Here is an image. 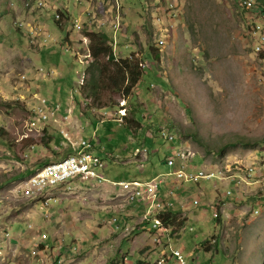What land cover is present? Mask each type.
Masks as SVG:
<instances>
[{
  "label": "rangeland",
  "instance_id": "obj_1",
  "mask_svg": "<svg viewBox=\"0 0 264 264\" xmlns=\"http://www.w3.org/2000/svg\"><path fill=\"white\" fill-rule=\"evenodd\" d=\"M25 1L0 0V264H51L56 257L63 264H146L157 259L156 250L172 255L170 236H163L160 252L162 232L158 242L154 223L140 214L127 220L133 231L112 222L121 211L115 205L126 198L132 204L121 182L159 174H168L162 193L174 201L178 221L185 220L175 247L189 259L200 255L202 264H264V59L256 53L264 52V9L258 1L246 14L236 0H43L45 7L33 10ZM59 7L76 13L80 30L65 24ZM56 13L64 27L56 25ZM250 18L260 30L256 45L248 36ZM92 23L110 30L116 55H147L150 47L161 53L155 67L146 60L127 98L110 90L99 103L84 98ZM49 46L52 54H43ZM58 61L68 74L63 79L51 72ZM44 100L61 105L51 120V108L39 110ZM133 115L141 124L130 130L121 121ZM63 129L73 141L93 140L107 181L53 187H60L61 199L49 205L46 193H26V177L70 147ZM239 137L244 143H235ZM173 149L188 155L192 169L216 176L177 179L172 172L179 164L161 161ZM37 249L43 259L33 256Z\"/></svg>",
  "mask_w": 264,
  "mask_h": 264
},
{
  "label": "trees",
  "instance_id": "obj_2",
  "mask_svg": "<svg viewBox=\"0 0 264 264\" xmlns=\"http://www.w3.org/2000/svg\"><path fill=\"white\" fill-rule=\"evenodd\" d=\"M256 1H258V3L264 9V0H256ZM252 2H255V1L254 0H241V1L236 0L238 7L240 8L242 12H244V14H246L247 12L246 9L249 8V5ZM59 8L62 9V7H59ZM61 12L63 14V20H66L65 24L71 23V25L73 26L74 19H75L74 16H76L75 15L76 13L75 12L70 13L69 11H66L63 9L61 10ZM249 12L252 13L250 9H249ZM54 21L56 22V25L58 27L60 28L64 27V24L62 21H57L56 19H54ZM250 23L253 29L260 31L257 25L254 24L250 18L248 22V26H247L249 38H251L250 36L253 33V31L251 30ZM87 28L88 29L91 28L89 31H86V35H85L89 38L88 49H87L89 57H88V60L84 58V60L87 61V67L83 71V74H84L83 81L80 84V89L85 94L84 98L92 97L93 99L92 103L94 102L99 103L100 100L102 99V94L104 93L105 90H110V91L121 93L124 98L129 97L132 94L134 88L137 85H139V83L141 82L143 78L144 73L147 70L148 66L144 67L146 60L148 59L151 65L155 67V63L152 62V60L154 61L158 60L160 58L161 53L159 52L158 49L154 47H150L148 49L147 55L146 53L144 55L143 52H140L142 55L139 56L140 54L138 53L139 51H134V50H130V52L127 55H120V54L116 55L115 49L113 48V44H110V40H111L110 30L104 29L103 27L101 28L96 27L94 23L89 24ZM17 29L19 30V32L20 30L22 31V29L18 25H17ZM258 31L256 33H258ZM259 37L261 36L259 35ZM68 40H69V37H67V41ZM49 48H52V47H49ZM49 48L42 51V53H46V50H49ZM125 49L127 48H124V52H125ZM260 50L261 48H259V51H257V55L259 58L264 59V52ZM50 54L52 53L50 52ZM59 66L62 72L64 73L63 75L67 77L68 74L67 72H65L64 65L61 62H59ZM92 103H89V100H88L87 105L91 107ZM116 105L117 104H113L114 107ZM118 106L119 105H117V107ZM102 107L106 108L107 106H102ZM120 108L121 106H119L118 110ZM95 110H96V107L92 105V111L95 112ZM117 114L119 113L117 112ZM127 118L128 117L122 118L121 124L123 126L131 130L132 129L131 124H135L136 129L140 128L139 125L141 123L134 118V115L131 120L128 119L130 121H126ZM123 120H125V122H123ZM3 131L4 130L0 128V133H2ZM237 141L238 142H235V143H244V140L241 137H239ZM72 152H73L72 147L62 149L59 152H57L55 159L59 160L61 158H64L69 153H72ZM171 152L168 153L164 158H162L161 161L163 164L165 165L167 164V157L168 155L171 154ZM43 164H47V162L46 163L43 162L42 164H39L38 166H41ZM30 171L31 170H28L26 173L28 172L30 173ZM174 210H175L174 207L170 208L168 213L163 216V220L165 219L164 223L172 227L171 236H172L173 242H174V238L177 236L178 230L181 229V227L185 223V220L178 221L177 214ZM213 239L214 241L216 240L214 237ZM206 242L207 240L203 241L201 244H205ZM138 262L143 263V261L141 260H139Z\"/></svg>",
  "mask_w": 264,
  "mask_h": 264
},
{
  "label": "built area",
  "instance_id": "obj_3",
  "mask_svg": "<svg viewBox=\"0 0 264 264\" xmlns=\"http://www.w3.org/2000/svg\"><path fill=\"white\" fill-rule=\"evenodd\" d=\"M74 28L80 30V26L78 25V21H74ZM115 29V27H114ZM252 35L250 36L253 44L256 45L258 41L254 40V32L258 30L253 29ZM162 40V39H161ZM87 45V44H86ZM115 45V42L114 44ZM257 53V50H256ZM43 108H51L49 105H43ZM52 109V117L49 120L53 119V116L56 112L61 110V105L58 103V108H51ZM121 108L118 110L120 114ZM70 113L65 116L66 119L69 118ZM43 120V121H49ZM64 137L67 139L69 146H72V153L69 154H76L77 155V162L72 165L71 167H64L60 170H51L44 165L41 168H47V176L42 177L40 180L34 182L32 185H29L32 188L33 185H42L43 191H45L50 186H60L62 181H70L71 178V170L73 169H80V175H87V181H107V179L103 175V171L106 168V161L102 158L99 154L95 153V146L92 139H79L77 141H73L72 137L66 132L64 129L61 130ZM140 150H147V149H139ZM173 149L172 154L167 157V165L174 168L178 164L177 169L173 170L172 174L179 180H183L185 182H189L192 178H204V179H211L215 177L214 172L206 171H199V169H192L193 167L190 166V162L192 160H186V155H181L180 150ZM59 160H64L61 158ZM162 175V182H156L155 189H145V188H135L131 187V189H138V199L137 203L143 205V212L140 214V217H146V223H150L151 221H160L161 229H162V237L160 240V252H162L163 247V236H170L171 238V251L174 253V264L175 261H188L190 264H202L200 255H196L195 257L189 259V255L185 253L184 249L181 247H175L173 242L171 231L172 227L166 225L163 221V212L165 208H173L175 203L173 200L166 199L162 193L163 185H167V176L168 174H159ZM155 180V177L152 178ZM71 186V185H70ZM77 187V186H73ZM230 192V191H229ZM228 192V193H229ZM170 194H173V191H170ZM53 203H59V201H54ZM136 203V204H137ZM52 205V204H51ZM145 207H152V215H145ZM115 215L112 218V222L114 223V227L117 230H124V229H132V231L137 228H133V225L127 220H129V213L125 211L115 212ZM132 221L131 219L129 220ZM139 221V218L138 220ZM133 222V221H132ZM46 237V234H43ZM157 249V248H156ZM155 254L160 256L158 250L154 251ZM68 253V252H67ZM34 257H38L43 259V251L37 249V254L33 255ZM56 264H60V257H56Z\"/></svg>",
  "mask_w": 264,
  "mask_h": 264
},
{
  "label": "bare ground",
  "instance_id": "obj_4",
  "mask_svg": "<svg viewBox=\"0 0 264 264\" xmlns=\"http://www.w3.org/2000/svg\"><path fill=\"white\" fill-rule=\"evenodd\" d=\"M44 5H45L44 1H39L38 2V7L40 9L44 8L45 7ZM26 6H27V8L31 7V2L30 1L27 2ZM58 11L61 12L60 10H58ZM55 19L58 20V21H61L62 20V14L61 13H56ZM75 21H78V24L80 23L79 19L75 20ZM18 26L23 27L24 24L21 23ZM113 27H115V22L113 23ZM263 43H264V41H263ZM43 102L46 103L47 101L44 100ZM47 105H48V102H47ZM39 110L42 111L43 107H39ZM121 112H124V111H121ZM170 139H171V137H170ZM145 151H147V150H145ZM181 155H186V159L188 158V155L185 152L181 153ZM76 162H77V155L76 154H70L69 156L65 157L64 160H61V161L55 162V163H50L49 162V163H47L45 165H47V167L49 169H51V170H60L61 168H64V167H71ZM199 171H206V170L205 169H201ZM45 176H47V168H40L38 171H36L29 178L28 186L25 189V191H27L26 193L29 194L30 196H35L39 192L46 193L45 196H44V202H45V204H49L50 205V203L52 201H57V198L55 196H53V195L48 194V192L50 191L51 188L58 187V186H50L45 191H43V186L42 185H33L32 188H30V186H29V185H32L34 182L40 180L42 177H45ZM84 178H87V175H80V169H73V170H71L70 181H62L61 182V186H65L67 188V190L68 189L69 190L75 189L76 187H73V186H77V185H75V181L82 180ZM220 178H222V177H220ZM200 179H204V178H192L189 182H197V181L199 182ZM98 182H103V181H98ZM156 182H162V177L155 178V180H149V181H139V180H134V181H129V182L125 181V182H122L121 185L125 189H128V191L131 192L130 201H131L132 204H135V203H137V199H138V189H131V187L145 188V189H155L156 188ZM169 209L170 208H165L164 209L163 216L168 213ZM145 215H152V207H146ZM145 219H146V217H145ZM151 222L154 223V232L159 235L160 232H162L160 221H151ZM159 229H160V231L157 232ZM156 240L159 242L160 235H159L158 238L156 237ZM170 252H172L171 249H170ZM64 260H63V258H60V264H63ZM171 262H174V253L173 252H172V255L160 254V256H158L157 259L153 263L148 262L146 264H170ZM175 262L176 263L178 262V264H190L188 261H175ZM51 264H56V259L53 260V262H51Z\"/></svg>",
  "mask_w": 264,
  "mask_h": 264
},
{
  "label": "crops",
  "instance_id": "obj_5",
  "mask_svg": "<svg viewBox=\"0 0 264 264\" xmlns=\"http://www.w3.org/2000/svg\"><path fill=\"white\" fill-rule=\"evenodd\" d=\"M28 1H30L31 2V7H29V8H27L26 6H25V8L26 9H39V7H38V2L39 1H43V0H26L25 1V3H24V5L26 4V2H28ZM82 28H83V26H82ZM81 28V29H82ZM32 32V35H33V31H31ZM34 37V36H33ZM49 47H52V46H49ZM48 47V48H49ZM49 52H51L52 53V51H53V49L52 48H49ZM43 54H46V53H43ZM52 59H53V57H52ZM51 62V61H50ZM50 68H51V72L55 75V78H58V79H60V78H62L64 75V73L62 72V70H61V68H60V66L56 63V62H52V64L50 65ZM53 103V102H52ZM71 109V108H70ZM70 109H68V110H70ZM63 110V109H62ZM65 112H67V109H65ZM67 157V156H66ZM65 158V157H64ZM56 161H59V160H54V161H51V162H56ZM37 171V170H36ZM35 171V172H36ZM34 172V173H35ZM33 174H31V175H29L28 177H26V179H29L31 176H32ZM159 177H162V175H156V177L155 178H159ZM124 180H130V179H122V180H120V181H124ZM133 180H138V179H133ZM149 180H151V179H149ZM82 181H87V178H84V179H82ZM81 181V182H82ZM132 181V180H131ZM141 181V180H140ZM148 181V180H147ZM125 182V181H124ZM169 182H171V181H169ZM169 182H167V185H165L166 187H169ZM122 183V182H121ZM165 187V188H166ZM60 188V187H59ZM58 188V189H59ZM66 188V187H65ZM58 189H55V190H52V191H49L48 192V194H50V195H53V196H55L56 198H57V201H59V199H61L60 197H58L57 195H56V191L58 190ZM67 189V188H66ZM164 189V188H163ZM163 189H162V191H163ZM63 190V189H62ZM118 191H119V189L117 188L116 189V187H115V194H117L118 193ZM122 192H121V196L122 197H124V198H126L127 197V193L124 191V190H121ZM61 192V191H60ZM57 193H59V191H57ZM22 194L24 195V192H22ZM125 194H126V197H125ZM25 197H27L26 195H24ZM28 198H34V199H36L37 198V200L39 201V203H42L41 202V198L40 197H28ZM113 199H115V197H113ZM56 200V199H55ZM53 203V202H52ZM125 206H127V207H125ZM117 207H118V209L119 210H121V211H125V208H126V211L129 213V217H131L132 216V214L131 213H133V215H137V214H141L142 212H143V205H141V204H139V203H135V204H129L128 203V201H127V198H126V201L125 202H123V203H120V204H117V205H115V210H117ZM142 209H141V208ZM145 210H146V207H145ZM138 216V215H137Z\"/></svg>",
  "mask_w": 264,
  "mask_h": 264
}]
</instances>
